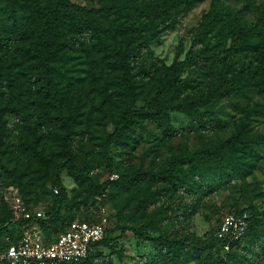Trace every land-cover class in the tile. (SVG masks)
I'll return each instance as SVG.
<instances>
[{"label":"rangeland","instance_id":"374dc122","mask_svg":"<svg viewBox=\"0 0 264 264\" xmlns=\"http://www.w3.org/2000/svg\"><path fill=\"white\" fill-rule=\"evenodd\" d=\"M70 1L99 13V30L69 37L63 59L53 62L57 95H66L63 114L74 115L73 128L34 127L30 120L29 130L21 118L9 121L0 147V167L10 170L0 168V220L12 218L7 195L13 186L25 206L65 222L97 220L99 205L106 206L107 225L116 231L84 264H264V142L253 141L264 137V84L246 86L264 62V0H220L223 16L200 44L203 58L185 67L174 88L165 83L167 71L191 47L212 0L156 19L121 9L150 0ZM238 20L255 24L257 35L233 47L231 26ZM108 23L112 29H103ZM30 25L26 10L0 0V65L32 44V36L19 39ZM155 102L197 105L158 119L138 117L127 128L129 138L109 142L123 110ZM229 138L237 139L231 147ZM203 150L216 152L207 158ZM154 171L170 177L152 181L144 174ZM241 209L256 213L254 227L225 255L210 237L226 214ZM140 226L145 237L133 230ZM160 234L184 239L183 246L165 255L152 240Z\"/></svg>","mask_w":264,"mask_h":264},{"label":"trees","instance_id":"16d2710c","mask_svg":"<svg viewBox=\"0 0 264 264\" xmlns=\"http://www.w3.org/2000/svg\"><path fill=\"white\" fill-rule=\"evenodd\" d=\"M89 2H104L107 0H86ZM203 0H150L146 4L140 5H125L121 7L124 14L142 15L155 14V19L158 13H167L168 10L182 5H192ZM18 7L26 10L28 17L31 19L30 27L20 34V41L25 40L26 35L32 36L31 45L22 44L18 48V53H14L10 62L0 65V147L4 144L6 133L10 134L9 121L17 117L28 123L31 120L34 127H46L50 123L56 124V127H65L67 133H70L75 120L74 115L67 116L63 114L64 103L67 102L66 95H57V86L53 79L55 66L53 62L63 59L64 54L60 51L68 44L69 37H76L85 31L97 32L98 25L95 23L99 17V13L91 9H85L79 5L73 4L70 0H12ZM220 0H212L211 7L203 16L199 23L193 43L185 52L184 58L181 61L174 62L167 71L166 84L172 88L177 87L181 81V74L186 66L192 65L198 59L203 58L202 47L200 44L205 40L206 35L212 32L217 22L222 19L223 10L221 9ZM233 47L241 45L245 39H250L257 35V26L255 24H246L242 20H238L232 26ZM105 30H111L112 25L109 23L103 26ZM24 33H26L24 35ZM23 35V36H22ZM21 41V42H22ZM16 58V63L12 60ZM264 62L259 65L257 74L259 77H251L247 80L246 86L259 87L264 84ZM218 94L215 91L214 96ZM210 95L209 98H213ZM197 103H170L166 106H161L159 103H149L140 109L127 107L120 113L116 121L115 128L109 136V142L119 144L124 138H129L126 134L127 128L131 127L134 121L141 116H148L158 119L162 113L168 111L189 112ZM52 111L56 112L53 114ZM65 113V112H64ZM64 115V117L62 116ZM32 117V118H31ZM30 121V122H31ZM29 129V128H28ZM30 130V129H29ZM44 134L41 133L38 140L43 142ZM255 144L264 142V137L254 136ZM237 139L229 138L225 145L233 146ZM44 143V142H43ZM216 151L203 150L200 152L202 157H213ZM1 160V159H0ZM1 162V161H0ZM69 168L75 169L81 176L88 174V169L78 168L70 162ZM7 173L10 170L1 165L0 167ZM150 180H166L169 179V171H154L144 173ZM32 177L30 178V180ZM90 181V178H87ZM90 185L93 183L90 181ZM100 186L98 194L103 187ZM18 192V190H17ZM19 196L20 193L18 192ZM247 211L249 213L248 228L244 238L249 234L254 227L256 221V213L248 209H241L233 213ZM45 214V213H44ZM10 217V216H9ZM0 220V247L4 244V237L9 235L15 238L18 235V225L11 221L10 218ZM75 219H69L65 222L60 219L57 213L55 215H47L40 219V226L44 236L48 241H53L61 232L65 231L70 222ZM81 220V219H79ZM98 220V219H97ZM97 220L87 222H95ZM219 226V225H218ZM139 236H146L145 230L140 226L133 228ZM51 231L57 232L54 237H50ZM116 230L112 227L106 228L104 237L98 242L95 254L88 256L86 259L77 264H84L91 258L100 253L99 248L109 244L112 234ZM243 238V239H244ZM154 242L164 250L165 255L175 253L181 248L184 239H169L165 235L160 234L153 238ZM210 243L217 245L222 251L223 240L218 238L215 233L210 237ZM240 241L232 244L231 249L224 253L228 255L232 248ZM197 246H204L205 243H196ZM224 260L225 257H223Z\"/></svg>","mask_w":264,"mask_h":264},{"label":"built area","instance_id":"2783aa9c","mask_svg":"<svg viewBox=\"0 0 264 264\" xmlns=\"http://www.w3.org/2000/svg\"><path fill=\"white\" fill-rule=\"evenodd\" d=\"M118 178L112 174L110 179ZM55 191H57L55 189ZM102 192L97 199L102 200ZM7 201L12 210L11 221L19 227L15 238L4 237L0 247V264H77L95 254L98 242L104 237L108 219L106 206L100 204L99 218L95 222L75 219L68 228L53 241H48L40 226L44 212L25 206L13 186L8 187ZM249 213L226 214L216 231V236L223 240L222 251L227 253L232 244L241 241L248 228Z\"/></svg>","mask_w":264,"mask_h":264}]
</instances>
